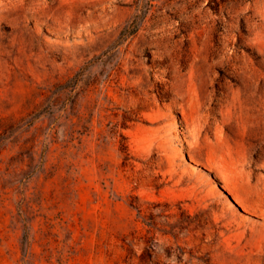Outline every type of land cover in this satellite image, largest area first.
<instances>
[{"label":"rangeland","instance_id":"1","mask_svg":"<svg viewBox=\"0 0 264 264\" xmlns=\"http://www.w3.org/2000/svg\"><path fill=\"white\" fill-rule=\"evenodd\" d=\"M262 199L264 0H0V264H264Z\"/></svg>","mask_w":264,"mask_h":264},{"label":"bare ground","instance_id":"2","mask_svg":"<svg viewBox=\"0 0 264 264\" xmlns=\"http://www.w3.org/2000/svg\"><path fill=\"white\" fill-rule=\"evenodd\" d=\"M148 93V92H147ZM183 108V107H182ZM182 115L184 117V121L186 123L187 128L189 129L190 133H193L196 137L198 136V133L200 131L201 126L199 125L198 127L194 125V122L196 121V117H194L193 113L187 112L184 108L182 109ZM199 120V119H198ZM197 123V122H195ZM171 127L173 128V130H175V126L174 123H171ZM198 128V129H197ZM194 144L197 145V147H199L197 141H194ZM210 146H213L212 144H210ZM245 163V162H244ZM248 164V163H247ZM246 165V164H245ZM223 166V165H222ZM254 167V166H253ZM225 168V166H224ZM245 170H242L241 174H244ZM229 175H232L231 173ZM226 178V177H225ZM241 180H245L244 178L240 177ZM248 184V183H247ZM243 192V189H242ZM262 202V206L264 207V199L261 200Z\"/></svg>","mask_w":264,"mask_h":264}]
</instances>
